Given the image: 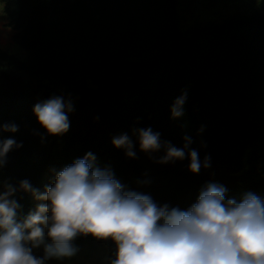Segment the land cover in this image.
Segmentation results:
<instances>
[{"label":"trees","instance_id":"16d2710c","mask_svg":"<svg viewBox=\"0 0 264 264\" xmlns=\"http://www.w3.org/2000/svg\"><path fill=\"white\" fill-rule=\"evenodd\" d=\"M178 2L2 0L25 56L0 44V126H19L0 139L23 145L0 167V191L4 182L24 179L43 191L53 168L91 151L101 167L160 204L186 209L207 182L225 185L229 197L264 194V0H220L234 12L196 22L181 18ZM185 92L184 115L173 119L171 107ZM53 95L71 99L75 109L62 135L48 134L33 112ZM148 127L177 147L191 136L200 159L211 156V168L194 174L188 159L157 163L163 152L150 157L132 134ZM123 133L136 141L137 158L114 146ZM16 199L27 214L32 195L18 192ZM75 243L76 256L50 264H106L114 250L91 235Z\"/></svg>","mask_w":264,"mask_h":264},{"label":"clouds","instance_id":"9594fccd","mask_svg":"<svg viewBox=\"0 0 264 264\" xmlns=\"http://www.w3.org/2000/svg\"><path fill=\"white\" fill-rule=\"evenodd\" d=\"M187 93L172 107V118L184 115ZM71 99L62 95L34 105L38 122L50 135L70 128ZM19 126L5 123L0 133H16ZM203 131V127L200 129ZM139 149L157 163L189 160L188 170L199 174L211 168V156L200 159L184 136L183 147L163 140L151 127L133 129ZM136 141L127 133L113 137V144L129 158H137ZM15 138L0 139V167L13 148L22 147ZM44 190L28 179L16 186L4 182L0 191V264H50L72 258L79 252L77 238L91 235L114 243L106 264H264V194L250 190L228 196L219 182H207L194 203L186 209L160 204L147 193L130 189L111 166L101 167L91 151L60 170ZM147 184L150 181H140ZM30 193L37 201L27 214L16 199ZM43 248V255L36 250Z\"/></svg>","mask_w":264,"mask_h":264},{"label":"rangeland","instance_id":"374dc122","mask_svg":"<svg viewBox=\"0 0 264 264\" xmlns=\"http://www.w3.org/2000/svg\"><path fill=\"white\" fill-rule=\"evenodd\" d=\"M228 1V0H223ZM233 1V0H232ZM248 1V0H247ZM220 0H179L178 7L181 18L187 20L201 21H215L218 12H223L224 15L229 16L233 11L230 5L229 10L221 9L219 7ZM3 6L0 1V44L6 53L12 56L24 57L25 53L21 47L13 42L12 30L6 26V17L2 12ZM182 24V23H181Z\"/></svg>","mask_w":264,"mask_h":264},{"label":"bare ground","instance_id":"6f19581e","mask_svg":"<svg viewBox=\"0 0 264 264\" xmlns=\"http://www.w3.org/2000/svg\"><path fill=\"white\" fill-rule=\"evenodd\" d=\"M33 197V196H32ZM33 208H35V205L33 206ZM31 206H29V210L33 209Z\"/></svg>","mask_w":264,"mask_h":264}]
</instances>
